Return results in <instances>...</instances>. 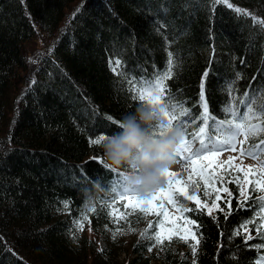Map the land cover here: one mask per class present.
Wrapping results in <instances>:
<instances>
[{
	"label": "trees",
	"instance_id": "trees-1",
	"mask_svg": "<svg viewBox=\"0 0 264 264\" xmlns=\"http://www.w3.org/2000/svg\"><path fill=\"white\" fill-rule=\"evenodd\" d=\"M229 2L251 15L225 4L213 10L209 0H0V264H123L120 236L138 234L143 214L121 208L127 219L113 223L99 204L87 212L91 199L106 196L101 188L114 175L93 159L104 162L90 139L117 134L118 124L107 117L120 122L140 105L109 61L120 60L118 71L151 75L164 70L171 51L179 64L166 82L171 91L200 111L194 102L207 71L209 112L223 118L229 83L236 81L238 96L264 87V30L251 18L264 20V0ZM38 28L59 38L29 79L24 47ZM234 181L225 183L223 211L186 213L199 225L198 244L174 239L149 252L153 241L139 238L133 245L139 258L127 264H256L264 256L255 247L264 244V221L252 205L264 193L252 185L241 196L243 179ZM82 212L88 220L79 230ZM189 244H196L195 257Z\"/></svg>",
	"mask_w": 264,
	"mask_h": 264
},
{
	"label": "snow or ice",
	"instance_id": "snow-or-ice-1",
	"mask_svg": "<svg viewBox=\"0 0 264 264\" xmlns=\"http://www.w3.org/2000/svg\"><path fill=\"white\" fill-rule=\"evenodd\" d=\"M213 10L219 4H225L228 8L233 9L237 14L250 16L251 14L242 10L239 7H234L229 0H209ZM254 24H259L261 30H264V20L251 16ZM175 54L171 51L167 52V59L164 70H157L151 75L136 76L132 72L118 71L120 60L116 59L114 62L109 61L112 71L120 76L122 79L120 83L127 84V91L131 93V98L134 101H139L140 105H151L153 108L161 110L163 117L167 123V128L154 127L152 133L154 137H164L168 133L179 128L183 131L184 139L176 152L175 158L182 161L185 165L192 167V172L203 182V187L207 189L216 175L217 158L227 151H239L242 156L251 157L259 162V168H249L244 172V181L249 184H255V190L264 193V87H260L251 92L245 91L241 95H237L235 83L232 81L227 85V93L230 99L222 107L221 111L224 114L223 118H217L209 112V106L205 97V80L208 72L205 71L201 78L199 85V100L194 102V105L200 109L198 112H193L187 106L186 100H181L179 90L173 93L168 87L166 82L172 79L175 72L174 70L179 67ZM35 62V61H32ZM113 64L115 66H113ZM155 67V65H153ZM146 73V69L142 70ZM236 79H240V73L236 74ZM30 83L35 84V81ZM108 120L114 124H118L120 130V122L115 121L112 117H107ZM189 128H194V131H189ZM114 133L108 135L99 134L95 138L90 139L92 145H99L106 137L113 136ZM249 141H258L250 144L247 148L244 147ZM101 166L108 172L113 173L108 178L107 182L103 185L101 190L106 193L105 197H96L90 200V205L87 207V212L95 213L97 211V204L102 206V210L108 209L107 215L115 217L113 223H118L120 219H127V215H132L137 211L142 213L145 217L154 214L156 217H161L155 223V231L153 229V222L149 221L147 228L140 233L141 239H149L153 241L147 250L151 252L157 245H163L164 241L171 242L174 235L179 237L180 241L188 243L189 237L196 240V235L193 232L191 225H196V230H199V225L195 219L189 218L184 213L196 212L198 213L203 208L207 207L195 192L199 190L200 184L194 180L190 175L187 181L178 179V173L168 171L165 174V189L154 190L149 198H141L140 189H129L125 180L127 179L124 171L115 172L107 168L105 163L99 157H94ZM233 157H229L232 161ZM227 162H220L225 164ZM215 165V167H214ZM231 167V164H228ZM243 171V169H237ZM85 178H87V171L81 170ZM259 171L260 176L255 181L248 180L250 174ZM99 184L100 181H94ZM196 185L192 192L189 191V185ZM224 191H228L226 188ZM204 195L207 196L208 192L205 190ZM240 195L245 196L243 189L240 190ZM182 197L183 201H191L196 207H188L179 198ZM219 199V197H217ZM165 202L172 205L176 211L180 212V216H172L165 209ZM117 205H119L117 207ZM214 207H218L213 202ZM230 207V202H229ZM241 208L245 207L244 204L240 205ZM252 207L256 208V215L260 216L261 221H264V195L259 196L254 200ZM64 208H68V202H64ZM131 209L127 215L121 212L120 209ZM223 211V209H220ZM212 208L208 209V214H211ZM119 213V216L116 214ZM230 214V212L228 213ZM88 220V215L84 212L81 213L80 220L76 221L79 230H83V221ZM183 220L184 226L178 224V221ZM253 220L246 221L242 227H247L248 223H253ZM259 227V225H258ZM135 231L134 229H130ZM120 229L113 232V239H116L117 233ZM239 234L234 233V235ZM75 238V237H74ZM248 236L247 239H251ZM264 239V235H261ZM198 244L199 241L196 240ZM192 255H196V244H189ZM257 249L264 248V244L256 245ZM195 264V260H193ZM256 264H264V256H261Z\"/></svg>",
	"mask_w": 264,
	"mask_h": 264
},
{
	"label": "clouds",
	"instance_id": "clouds-1",
	"mask_svg": "<svg viewBox=\"0 0 264 264\" xmlns=\"http://www.w3.org/2000/svg\"><path fill=\"white\" fill-rule=\"evenodd\" d=\"M120 131L106 137L98 146L102 149L104 163L115 172L124 171L129 189H140L141 198H149L154 190L164 186L166 172L176 168V152L184 139L179 128L164 137H154V127L167 128L158 108L138 106L120 121Z\"/></svg>",
	"mask_w": 264,
	"mask_h": 264
},
{
	"label": "rangeland",
	"instance_id": "rangeland-1",
	"mask_svg": "<svg viewBox=\"0 0 264 264\" xmlns=\"http://www.w3.org/2000/svg\"><path fill=\"white\" fill-rule=\"evenodd\" d=\"M58 38H59L58 33L50 37L49 35L45 34L40 28H38L35 39L32 40L29 44L25 45L24 56L29 63V67L26 70L27 74L29 75V79L34 78L32 76L36 74V69L41 65L42 58L46 56L53 49V46L56 44ZM25 80H21V82H24ZM245 145L244 147L246 148ZM239 148L240 146L238 145L237 151L224 152L217 158L216 164H218L219 167H216V175L207 189L203 187V182L199 181V178L193 174L192 167L190 165H185L182 161H179L178 166L170 171H174L178 173L179 174V176L177 177L178 179L187 181L188 177L191 175L194 180H197L200 184V187L199 190L195 192L196 196L199 197L203 203L207 204V207H205L204 210L208 212V209L212 208L211 215H216L221 208V201L225 200L224 198H222V194L228 193V191H224L225 188L228 189L225 183L228 182L236 183L234 180L243 179L242 185L245 186L244 188L245 194H247V190H250V187L252 185H255L254 183L249 184L246 181H244V172L247 171L250 167L253 169H258L260 166L259 162L257 160L252 159L251 157L242 156L240 154ZM229 157H233V160L229 161ZM220 162H227V163L220 164ZM229 163L231 164V167H228ZM237 169H243V171H238ZM259 176H260L259 171H256L254 174H250L248 176V180L255 181ZM196 187L197 186L194 184L189 185V191L192 192L193 189H195ZM165 188H166V184L164 182V186L161 189H165ZM205 190L208 192L207 196L204 195ZM217 197H219V199H217ZM213 202H215V205L218 207H214ZM164 207L172 216L181 215V213L176 211V209L172 205H169L166 202ZM184 215L186 216L187 214L184 213ZM143 217L145 220L144 223L145 225L141 227L138 234H135L133 232L120 236V242L122 248L126 252L125 253L123 251H120L119 259L120 262L123 264H127L130 261V259L137 260L139 258L133 253V249H134L133 245L139 241L140 233L147 228L149 221L153 222L154 225L153 229L150 230V232H152L156 230L155 229L156 221L158 219H161V217H156L154 214L148 215L146 217L143 215ZM177 223L180 224L181 226H184L183 220L178 221ZM189 227H191L193 230L194 225H191ZM88 236L93 241H96L98 244L102 242L100 236H98L96 233H93L91 229H89L88 231ZM174 239H179V237L174 235L171 241H174ZM189 240L195 241L191 237H189ZM150 256L151 255H148L147 257L150 258Z\"/></svg>",
	"mask_w": 264,
	"mask_h": 264
},
{
	"label": "bare ground",
	"instance_id": "bare-ground-1",
	"mask_svg": "<svg viewBox=\"0 0 264 264\" xmlns=\"http://www.w3.org/2000/svg\"><path fill=\"white\" fill-rule=\"evenodd\" d=\"M230 3V2H229ZM235 7V6H234Z\"/></svg>",
	"mask_w": 264,
	"mask_h": 264
}]
</instances>
